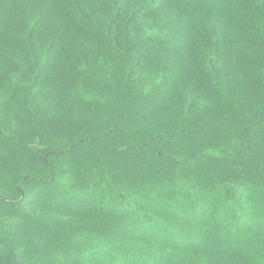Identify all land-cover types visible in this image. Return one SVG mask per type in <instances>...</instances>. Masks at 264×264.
Returning <instances> with one entry per match:
<instances>
[{
  "label": "trees",
  "instance_id": "1",
  "mask_svg": "<svg viewBox=\"0 0 264 264\" xmlns=\"http://www.w3.org/2000/svg\"><path fill=\"white\" fill-rule=\"evenodd\" d=\"M0 264H264V0H0Z\"/></svg>",
  "mask_w": 264,
  "mask_h": 264
}]
</instances>
